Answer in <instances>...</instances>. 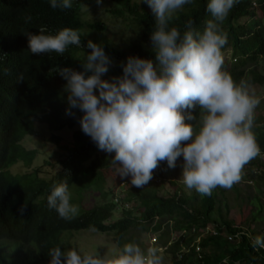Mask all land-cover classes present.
<instances>
[{"label":"trees","instance_id":"16d2710c","mask_svg":"<svg viewBox=\"0 0 264 264\" xmlns=\"http://www.w3.org/2000/svg\"><path fill=\"white\" fill-rule=\"evenodd\" d=\"M110 1L112 7L107 14L120 20L126 28L130 26L135 35L125 41L122 49L96 39L95 34L105 30V26L101 22L84 20L83 0H71L70 9H53L49 0H0V264H49V251L60 247L62 238L59 234L63 231L112 234V243L117 249L122 248L126 243H133L132 236L128 235L132 229L154 234L164 252L174 258L172 264H264V248L253 246L257 237L255 230H251L249 236L245 233L237 236L241 230L232 227V222L222 215L227 213V206L220 199L222 196L227 198L226 190L235 195V184L230 189L217 187L210 196H202L194 189L185 193L176 182L168 181L173 192L161 189L164 194L158 195L157 187H150V183L161 174L160 168L165 162H160L153 178L143 188L130 184L124 198L114 194L108 197L107 193L102 196L103 201L83 209L80 207L81 196L71 195L70 203L77 205L79 212L70 220L61 219L48 207L47 196L55 185L67 181L68 187L76 186L78 193L86 190L99 194L104 174L116 169L110 162L113 153L98 149L88 135L74 128L82 112L71 109L74 116L66 115L65 110L69 107L67 94L63 91L66 81L58 70L70 67L83 71L82 64L90 52L84 46L88 40L99 42L112 59L111 66L118 69L130 55L154 59L150 34L155 30V18L148 5L143 0ZM209 2L192 0L185 4L173 14L169 28L175 27L183 34L185 25L192 21L193 28L203 33L206 21L212 19L207 11ZM256 11L259 20H255ZM262 21L264 0H238L221 25L227 35V43L221 49L222 70L236 83L244 79L251 86L264 87V74L257 71V67L264 64ZM40 27H45L46 34L52 35L65 27L77 30L81 45H69L63 55L55 52L33 55L28 50L24 33L38 34ZM226 53L227 57L224 56ZM20 74H23V81L17 79ZM193 114L198 115L199 110H194ZM259 122L256 117L252 131L260 155L264 157V126ZM34 125L44 126L49 138L36 132ZM72 128L70 146H61L64 154L56 161L58 171L47 177L39 168L18 174L9 171L16 164L29 168L35 158L34 151L22 147L23 137H36L58 146L57 133ZM263 157L257 156L247 164L239 181L249 183L253 189V194L246 200L253 207L248 212V221L262 226ZM177 161L183 163V157ZM69 191L75 193L74 188ZM21 206L25 209L23 214L18 211ZM136 207L141 208L137 215L134 213ZM117 211L119 215L114 217ZM206 226H211L215 234L207 232L195 243L198 231ZM91 227L96 230L91 231ZM175 232L183 233L172 238ZM260 232L264 235V228ZM227 236H232V241L226 240ZM195 246L199 247V253H195Z\"/></svg>","mask_w":264,"mask_h":264},{"label":"clouds","instance_id":"9594fccd","mask_svg":"<svg viewBox=\"0 0 264 264\" xmlns=\"http://www.w3.org/2000/svg\"><path fill=\"white\" fill-rule=\"evenodd\" d=\"M95 2L99 6L103 0ZM143 2L155 18L150 34L154 59L130 55L113 74L110 69L116 67L103 46L88 40L83 71L58 70L66 81V115L74 116L71 109L82 112V132L98 149L114 154L110 162L117 173L130 177L137 188L149 183L160 162L174 169L183 157L181 175L187 188L202 196H210L217 187L230 189L241 180L244 167L261 154L252 131L260 99L248 81L236 83L222 70L221 49L227 35L221 25L238 0H210L207 11L212 19L206 21L203 33L189 21L183 34L169 28V21L192 0ZM49 4L53 9L72 7L71 0H49ZM47 31L40 27L38 34L24 33L31 54L63 55L69 45H81L77 30L65 27L55 35ZM105 75L110 79H103ZM17 79L23 81V74ZM196 109L198 115L193 114ZM70 199L67 181L61 182L47 196V205L61 219L70 220L79 212ZM24 210L21 206L18 211ZM253 246L264 248V237L257 236ZM48 255L49 264H162L157 247L141 249L135 243L106 254L54 247Z\"/></svg>","mask_w":264,"mask_h":264},{"label":"rangeland","instance_id":"374dc122","mask_svg":"<svg viewBox=\"0 0 264 264\" xmlns=\"http://www.w3.org/2000/svg\"><path fill=\"white\" fill-rule=\"evenodd\" d=\"M134 1L139 2L140 0ZM111 7L112 2L110 0H103L102 5L99 6L96 4L95 0H83V3L81 5V12L83 14L84 20L89 22H101L105 26V30L95 34V37L99 42H105L113 47L122 49L125 46V41L134 38L135 35L133 34V29L130 26L127 25L126 28V25L120 20L113 19L107 14V10ZM148 9H150L149 6ZM259 16V12L256 11L255 20H259ZM263 23L264 22L262 21V24ZM224 56L227 57L228 54L226 53ZM119 70L120 69L118 68H111L110 72L113 74H117ZM257 71L260 74H264L263 63H261L260 66L257 67ZM102 78L110 79L108 75H105ZM250 91L253 92L255 96L260 99V104L258 106L259 108L258 110L255 109V118L259 117V123L264 126V87H260L258 85L251 86ZM256 125L258 126V124ZM74 128L81 130L79 120L76 121ZM34 130L41 134L44 138H49V132L45 130L41 125H34ZM72 131L73 128L64 129L57 133V136L60 138L58 146L50 144L49 142L42 141L36 137H23L21 140L22 147L26 150L34 151L35 158L29 168L23 167L20 164H16L13 167H10L9 171L12 174H18L22 172H29L33 168H39V171L42 172V174L46 177L49 176L50 173L58 171L59 167L56 161L58 159H61V156L64 154V150L61 146H70L72 140ZM259 156L263 157L261 155ZM261 160H264V157L261 158ZM182 164V162L177 161L176 167L174 169H169L167 163L165 162L160 168L161 174L157 176V179H163L164 184L163 182L159 183V180L156 179L155 182L150 183V187H157L158 195L164 194L162 190L172 193L173 189L168 185V181H174L177 185L181 186L182 191L188 193L187 190L189 188H187V186L184 184L181 175ZM104 176L105 177L103 182V188L99 194L97 192H91L86 190L78 193L77 188L74 185L69 188V190H72L73 188L75 190V193H71V195L79 194L81 196V208L88 209L95 203H100L101 201H103L102 196L107 193L109 194L108 197H111L113 194L118 196L119 198H124L126 196V193L128 192V186H130L131 184L130 177H121L117 173L116 169L105 173ZM235 188V195L234 193L226 190L225 194L227 198L225 196L223 198L222 196V199H220L222 203L223 201H225L227 206V213L222 214L223 217L227 216V221L232 222V227L241 230L240 233H245L247 236H249L251 230H255L254 232L257 234V236H264L263 233L260 232V230L264 228V225H257L256 223L248 221V212H250L253 207L246 203V200L250 198L251 193L253 194V189L249 186V183L247 182L245 184L241 182L235 183ZM236 203L241 206L237 208L235 205ZM129 206L131 205L129 204ZM134 211L135 215H137V213L141 212V208L136 207ZM118 215V211L114 212L113 214L114 217H117ZM211 229V226H206L205 228V230L209 231ZM68 233L70 232L63 231L59 234L62 238L61 244H59L61 251H66L68 248H74L80 253H90L94 250H97L101 254H106L111 253L114 249H117L116 246L112 243V234L96 233L84 230L71 232L69 235ZM128 235L132 236L133 243L137 244L139 247H141V249H146L147 247H150L149 245L153 243L151 240L153 238H156L155 235L152 233L150 234V232H137L135 229L130 230ZM179 236L180 232H175L172 234V238H176ZM152 246H156L160 250V255L162 256V264H172L174 258L171 256L170 253L164 252L163 246L160 245V243H158L156 239L155 243H153Z\"/></svg>","mask_w":264,"mask_h":264},{"label":"built area","instance_id":"2783aa9c","mask_svg":"<svg viewBox=\"0 0 264 264\" xmlns=\"http://www.w3.org/2000/svg\"><path fill=\"white\" fill-rule=\"evenodd\" d=\"M263 155V154H262ZM206 228V227H205ZM205 228H203V229H201V230H199L198 232H199V234L197 235V236H195V238H194V242L196 243V242H198V240H199V238L202 236V235H204V234H206L207 232H209V234H215V232H214V230L213 229H211L210 231L209 230H205ZM183 232H180V234H182ZM242 233H239L237 236H239V235H241ZM234 237H236V235L234 236ZM150 239V238H149ZM151 240V239H150ZM226 240H228V241H231L232 240V236H227V238H226ZM153 243H155V238H153L152 240H151ZM153 243H151L149 246H152L153 245ZM194 251H195V253H199V247L198 246H195L194 247Z\"/></svg>","mask_w":264,"mask_h":264}]
</instances>
